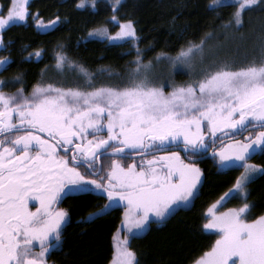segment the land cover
I'll use <instances>...</instances> for the list:
<instances>
[{"label":"trees","instance_id":"1","mask_svg":"<svg viewBox=\"0 0 264 264\" xmlns=\"http://www.w3.org/2000/svg\"><path fill=\"white\" fill-rule=\"evenodd\" d=\"M0 2L10 5V0ZM25 12L27 19L52 20L58 24L44 35L23 24L14 23L2 29L0 51L8 53L0 55V66L3 60L7 61L6 66L12 71L6 74L16 77V80L9 78L5 82L17 81L28 86L38 82L40 77H43L40 82H45L46 76L50 74L40 69L51 66L74 69L67 72L66 80L79 71L83 82L90 83L87 85H93L94 88L90 90L84 87L83 114L91 112L92 104H97L99 115L122 117L130 113L139 114L147 109L142 103L145 97L160 98L163 106L186 104L191 109L201 108L224 101L228 95L245 85L246 81L228 83L234 77L227 70L249 69L248 75L254 78L257 75L254 68L264 67V53L251 57L249 50V54L245 53L243 46H240L235 53L237 56L230 57L232 53H229L226 61L210 64H216L212 70L204 69L195 76L179 72L171 82H158L160 88H152L149 96L141 88L128 95L119 86L123 83L119 76L129 65V60L140 51L145 58L176 55L209 36H222L227 30L236 33L235 29H240L236 23L238 20L243 24L241 29L248 28L249 35L258 41V50L264 52V0L245 9L241 18L236 14L235 4L220 0H123L118 6L113 0H29ZM118 22L130 24L135 38L113 45L102 40L86 39L85 32L88 29L110 27ZM36 51H43L40 60L34 61L36 58L33 56L29 60L26 58L27 53ZM221 74L223 83L217 80ZM108 75L115 77L109 78ZM250 79L247 82L250 83ZM218 82L222 85L217 87ZM258 82L262 84L264 76L259 75ZM169 83L177 90H190L191 96L179 98L178 94L171 93L172 90L167 86ZM165 85L168 88H164ZM95 88L98 90L97 97L90 100ZM199 165L203 172L202 182L192 203L175 209L168 217L151 225L145 235L132 237L131 264H192L214 242V236L202 229L204 210L227 192L237 179L243 178L245 173L250 177L242 188L243 199L252 208L251 218L264 213V151L259 155L253 154L240 166L227 170H218V163L213 158L205 159ZM95 202L89 196L75 198L70 203V212L73 217L83 220ZM117 220L118 216L114 213L92 223L71 225L66 232L64 253L58 257L60 263L104 264L110 253V233Z\"/></svg>","mask_w":264,"mask_h":264},{"label":"flooded vegetation","instance_id":"2","mask_svg":"<svg viewBox=\"0 0 264 264\" xmlns=\"http://www.w3.org/2000/svg\"><path fill=\"white\" fill-rule=\"evenodd\" d=\"M52 22L27 19L25 12L23 22L15 24H23L41 34V29ZM107 43L113 45L120 42ZM7 53L0 51V55ZM25 56L28 60L33 56L36 58L34 61H38L43 57V51L30 52ZM6 63L3 60L0 66V264H62L58 257L64 253L66 232L71 225L92 223L114 213L118 220L110 233V253L104 264H131V238L145 235L151 225L154 226L177 209H173L174 202L171 200L165 206L166 210L162 211L164 217L159 218L161 211L153 206L152 194H158L163 201L167 199L168 189L172 186L152 181L147 174L167 168L168 161L159 160L157 156L173 152L188 162L185 156L192 159L205 156L211 151V155L205 158L210 159L213 158V151L223 144L239 139L248 141L252 139L247 137L248 134L264 132V124L255 125L247 114L237 118L236 121L242 119L238 127L220 132L209 144L205 140L208 144L205 154L190 151L178 140L172 143L171 140L178 136L176 127L163 136H152L163 138L164 141L150 140L148 137L151 135H147L145 141L150 142L151 146L145 152L123 148L99 126L94 128L92 124L95 121L103 126L119 117L99 115L97 104H92L89 114H83L84 87L90 90L94 88L93 85H87L90 83L83 82L81 72L76 71L68 82L66 74L74 69L61 65L41 68L40 71L50 74L46 76V81L40 82L43 79L40 77L38 82L26 86L17 81L5 82L9 78L16 80V77L6 74L12 71ZM254 72L257 74L255 82L259 83L260 73ZM171 85L169 83L167 86L174 90L175 87ZM119 86L128 95L140 88L147 94L153 91L152 88H160L157 83L145 85L124 82ZM97 91L95 88L94 97H97ZM142 103L147 107L145 111L130 113L126 117L162 116L160 98H144ZM170 111L186 118L192 109L186 104H175ZM260 142L261 149L255 153L258 155L264 151V133ZM178 147L185 149V155L179 149L172 150ZM132 162L136 164V170L141 168L144 171L146 181L133 185L126 180L123 173ZM131 188L145 195V201H142L143 213L154 219L149 221L139 235H132L126 227L131 209ZM84 196L96 202L81 220L72 216L70 203ZM149 203L152 208L146 209L151 207Z\"/></svg>","mask_w":264,"mask_h":264},{"label":"rangeland","instance_id":"3","mask_svg":"<svg viewBox=\"0 0 264 264\" xmlns=\"http://www.w3.org/2000/svg\"><path fill=\"white\" fill-rule=\"evenodd\" d=\"M27 1L29 0H10V5H4L0 2V32L8 25L23 22ZM113 1L118 6L123 0ZM220 1L235 4L238 18H241L245 9L254 7L260 2V0ZM236 23L241 29L243 25L241 21L238 20ZM240 29L236 28V33L227 30L222 36H209L176 55H155L154 57L145 58L144 53L140 51L129 60V65L123 70L119 78L123 83L140 82L145 85L162 81L168 83L179 72L195 76L204 69H214L216 64H210L220 62V60L226 61L229 53H232L229 54L230 57L237 56L238 54L235 53L238 48L240 49V46H243L245 53L249 50L251 57L263 54V51L258 50V41L249 35L250 30L248 28ZM85 33L87 39L105 40L107 42H123L135 38L131 25L122 22L115 23L110 27L102 26L88 29ZM243 52H241V55ZM249 52L247 53L249 54ZM262 63H264V59ZM227 71L231 77H234V80L230 78L233 81L228 83L238 84L240 81L242 83L246 81L245 85L228 95L224 101L210 103L201 108H193V112L191 111L186 118L168 110L160 118L116 116L119 118L103 126L93 121V127L99 126L109 137L113 138L112 140L118 146L143 152L151 146L150 142L145 141L147 135L163 136L165 132L176 127L178 136L171 140L172 143L178 140L187 146L190 151L196 154H205L207 145L213 140L212 138L219 134L221 130L235 125L238 122L236 121L238 117L248 114L250 116L249 120L255 125L264 124V83H256L255 79L248 75L249 69ZM254 71H258L259 75L264 76V67L261 66L260 69ZM108 77L114 79L115 75H108ZM221 78L222 74L220 79L217 80L223 83ZM213 79H216V77H213ZM248 79H250V83L247 82ZM221 82L217 83V87L222 85ZM93 92L90 96L91 99L89 97L88 99L92 100L94 98L95 93ZM171 93L178 94L179 98H186V96L192 94L190 90L184 92L177 89L172 90ZM257 99L260 100L256 107L254 109L249 108L251 112L246 109L242 113V108ZM111 115L114 116V114ZM85 126L90 127V125H83V127ZM263 133L254 132L247 135V137L252 138L248 141L247 139H239L225 143L215 149L212 157L215 163H218L217 169L227 170L238 167L251 155L259 152L261 149L260 137ZM205 140L208 141V144ZM156 158L168 161L167 168L162 169L161 172L150 171L147 174L151 176L152 181L172 185L168 189L167 199L164 198L162 201L160 196L154 193L151 196L153 206L161 211L159 212V218H161L164 217L162 211L166 210L165 206L171 200L174 202L173 209L187 207L192 203L193 198L199 191L203 172L198 163H188L173 152L162 153ZM117 162L115 161V163ZM136 167V164L132 162L123 173L126 180L133 185L142 180L146 181L144 171H141V168L136 170ZM249 177L245 173L243 178L237 179L227 192L215 199L204 210L202 229L214 236V242L210 249L192 264H264V213L251 218L253 215L252 208L243 199L244 192L242 188ZM143 199L145 201L143 193L131 188V209L126 227L132 235L141 234L149 221L154 220L143 213ZM232 201L236 203H232ZM149 205L151 207H146V209L152 208V204L149 203Z\"/></svg>","mask_w":264,"mask_h":264},{"label":"water","instance_id":"4","mask_svg":"<svg viewBox=\"0 0 264 264\" xmlns=\"http://www.w3.org/2000/svg\"><path fill=\"white\" fill-rule=\"evenodd\" d=\"M56 26H57V23H55V22H52L49 26H44L41 29V34H46L48 31H52ZM259 100L260 99L254 100L248 106L242 108L241 110L244 111L246 109L252 108L253 106H256L258 104ZM241 121H242V119L240 118L238 123L236 124V126H234L232 128H228V129H234L235 127H238L240 125ZM228 129L221 130L220 132H224L225 130H228ZM148 139L153 140V141H159V140L164 141L163 138H155V137H152V136H149ZM174 149H179L185 155V149L183 147L172 148V150H174ZM130 150H132V149H130ZM210 153H211V151L209 153H207L205 156H202V157H197V158H192L191 159V158H187L185 156V158H186V160H188V162L195 163V162L204 160L205 158L209 157L211 155ZM113 155L118 156L117 154H113Z\"/></svg>","mask_w":264,"mask_h":264}]
</instances>
